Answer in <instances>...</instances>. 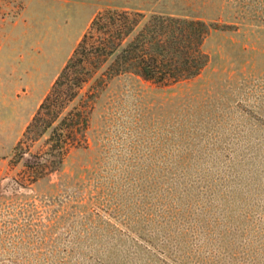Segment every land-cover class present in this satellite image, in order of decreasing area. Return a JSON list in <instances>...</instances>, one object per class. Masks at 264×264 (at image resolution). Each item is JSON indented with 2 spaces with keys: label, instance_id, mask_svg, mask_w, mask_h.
Instances as JSON below:
<instances>
[{
  "label": "rangeland",
  "instance_id": "374dc122",
  "mask_svg": "<svg viewBox=\"0 0 264 264\" xmlns=\"http://www.w3.org/2000/svg\"><path fill=\"white\" fill-rule=\"evenodd\" d=\"M107 6L203 20L206 63L95 87L40 175L13 148ZM0 264H264V0H0Z\"/></svg>",
  "mask_w": 264,
  "mask_h": 264
},
{
  "label": "trees",
  "instance_id": "16d2710c",
  "mask_svg": "<svg viewBox=\"0 0 264 264\" xmlns=\"http://www.w3.org/2000/svg\"><path fill=\"white\" fill-rule=\"evenodd\" d=\"M208 29L201 19L169 13L97 11L16 142L14 161L39 141L40 158L25 165L40 175L57 169L68 149L83 141L95 89L110 78L166 83L196 75L206 63L201 44Z\"/></svg>",
  "mask_w": 264,
  "mask_h": 264
}]
</instances>
